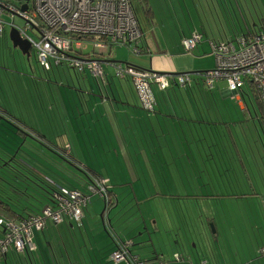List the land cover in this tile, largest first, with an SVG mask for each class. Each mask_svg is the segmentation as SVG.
<instances>
[{"label":"crops","instance_id":"obj_1","mask_svg":"<svg viewBox=\"0 0 264 264\" xmlns=\"http://www.w3.org/2000/svg\"><path fill=\"white\" fill-rule=\"evenodd\" d=\"M139 1L141 5L143 2ZM145 4H142L143 8L150 11ZM133 5L137 16L138 7L134 3ZM162 6L165 18L161 26L169 30L174 37H156L154 34L153 39L149 36L147 40L146 32L137 17L143 32L142 53L150 56L149 63L143 64L146 68L130 63L125 65L172 76V73H188L192 78L198 75L199 71L203 72L201 69L205 67L204 59L214 56L211 41L233 38L231 31L225 27L227 22L232 23L231 21L237 18L240 25L246 26L251 20L250 15L242 12H236V17L231 18V5L227 0H216V3L215 0H163ZM5 28L0 32V37L4 35ZM194 31L200 35V42L193 51L186 52L182 48L181 40L189 37ZM121 46L126 45L116 47ZM114 47L111 46L109 51L111 67H102L103 74L99 77L93 76L88 70L83 73L73 70V78L66 73L72 69L64 64L52 65L50 69L56 68L60 72V80L44 76V72L48 74V71H43L41 67L37 73L31 75L34 85L37 80L47 82L48 86L54 84L48 93L50 99L45 104V134L49 141L66 147L71 162L84 170L98 171L113 187L128 185L130 181L134 184L144 179L151 180L150 184L156 187L161 186L162 192L165 186L175 187L179 192L176 196L186 200L189 198L192 203H205L201 207L196 204L199 207L197 209L204 213H209L213 207L206 202H213V198L219 196L216 187L226 184L224 181L228 178L229 153L232 154L231 159L235 158L240 163L248 181L251 174L259 177L258 173H252L256 164L251 163L249 154L254 155V150L259 152L258 147H252L254 141L261 144L260 149L264 153V139L260 134L259 115L250 88L243 87L246 94L238 101L232 98L227 85H220L221 82H216V86L214 85L207 95L208 91L204 90L206 87L198 79L196 84L193 83L192 96H186L182 89L160 90L153 86L156 106L154 111L148 112L141 107L130 76L117 74L115 64L123 62L116 60V56L112 55ZM188 53H194L193 57ZM104 56L105 54L102 57ZM232 107L242 111L247 117V122L237 119ZM53 109L57 116L53 114ZM262 165L264 166L263 157ZM195 188L202 191H196ZM117 200L116 195V203L112 207L118 205ZM103 203L101 197L93 195L90 202L82 207L83 217L79 223L69 219L61 223L46 221L43 230L33 239L36 250L39 248L38 239L41 236L47 241L49 247L41 248V257L47 255L57 264H83L87 259L84 253L86 250L90 258V262L87 261L86 264H116L111 259V253L114 252L115 242L119 239L131 241L129 251L137 258L143 259L146 264H188L187 261L191 259L193 252L198 251L195 246L187 247L185 251L174 249L171 257L165 258L150 242L152 232L143 213L139 214L140 219H143L140 222L143 226L137 236L148 233L149 238L136 240L130 237L133 231L122 229L119 233V227L111 218V215L115 214L117 219V212L122 215L123 210L111 214V208L105 209ZM218 212L220 210L209 214L207 219L216 217ZM152 228L154 233L157 232L154 225ZM136 242L138 245L133 246ZM75 247H78L80 255L75 252ZM107 250L109 263L104 254ZM52 251L55 254H52ZM24 253L28 255L26 251L17 252L10 249L0 259V264H34L31 257H28L27 263L25 255L22 256ZM176 253L181 254L184 259L176 261ZM216 258L217 254L212 251L210 256L207 251L203 252L199 264H220ZM190 261L194 263L193 260ZM45 262L44 259L41 264H46Z\"/></svg>","mask_w":264,"mask_h":264},{"label":"rangeland","instance_id":"obj_2","mask_svg":"<svg viewBox=\"0 0 264 264\" xmlns=\"http://www.w3.org/2000/svg\"><path fill=\"white\" fill-rule=\"evenodd\" d=\"M141 1L143 2L142 4L146 3L144 6L148 7L150 11L144 9L143 5H140L139 0H133V3L136 7H138L137 17L146 32L147 40L149 36L153 39L154 34L156 37H174L173 34L168 32L169 30H166L161 26L163 19L165 18L164 8L162 6L163 0ZM252 3L254 5L262 6V4H264V0H253ZM1 19L5 22L4 27H6L4 35L0 37V106H2V109L0 107V111H3L4 114L1 117H4L9 121L8 123L11 125L10 128L13 130L16 129V132L14 133V131H12L11 135L17 136L21 140L24 137L18 134V130L20 131L19 127H22V125L29 128L32 127L36 130V132L40 131L45 134L44 116L45 110H47V106H45V104L47 100L50 99L48 93L50 91V87L54 86V84H50L48 86L47 82L37 80L34 85L31 75L37 73L39 67H41L35 57L34 50L31 49L30 55L27 56L23 54L18 47H13V43L10 39V30L13 26L25 29L24 33L33 39L38 38V33L35 29L28 28L25 20L18 15L11 16L9 12H4L1 14ZM231 22L232 23L227 22L225 27L232 32H230V35L234 38V36L243 31L241 27H244L245 24L240 25L237 18H234ZM157 24H159V26ZM207 45H209V41H207ZM89 50L90 46H88L86 51ZM109 51H111V48H104L97 51L98 53L102 52L103 55L105 54L104 57L99 58L103 69L107 66L111 67V52ZM193 54L194 53H188L190 57H193ZM112 55L116 56V60L123 62L120 64L124 66V63H130L139 67H144L145 65L143 64L146 62L149 63L150 57L145 53H134L128 46H115L113 48ZM204 60L205 67L201 70L207 71L215 68L216 62L214 56H208ZM23 73H26L27 75H24ZM46 73L47 72H44V76L47 75L52 79L56 78L60 80L61 74L56 68L48 71V74ZM66 73L68 76H72L74 78L73 70L66 71ZM218 82H221L220 85L222 87L226 85L224 80L217 81V83ZM214 85L216 86V82ZM250 93L252 94V92ZM253 103L256 107V102L253 101ZM232 111L237 119H243V122H247V117L244 116L242 111L235 110L233 107ZM53 114L57 116L54 109ZM246 114L249 117L248 113ZM259 130L262 139H264L260 123ZM249 134L253 136L250 132ZM250 135H248V137H251ZM260 146L261 144L259 145L258 141H254L252 143V147L254 149L258 147L259 152L254 150V155L251 156L249 154V159L253 165L256 164L254 165L252 173H258L259 177L252 176L251 174L250 181L246 179L244 172L240 168V163L235 158L231 159L232 154L229 153V161L227 165L228 178L224 181L226 184L216 187V191L219 194V196L216 197L218 198H213V202L210 203L205 201L209 205L215 207H212V211L209 213H204L197 209L199 207L196 206V204H199L201 207L205 203H192L189 198L187 201L184 198L176 196L179 192L175 187L165 186V190L162 192V190H160L162 189L161 186L156 187L152 183L150 184L151 180H139L134 184H131L130 181L128 185L112 186L115 194L118 196V205L111 207V214L117 212L118 210L119 212H121L120 210H123L124 212L122 215H119L117 212V219L115 214L111 215V218L114 220V224L119 227V233H121L122 229H124L125 231H133L132 236L129 235L132 239H148V233L142 234L141 232L142 235L137 236V234L142 231L141 227L143 226L140 223L143 219H140L139 214L143 213L146 218V223L152 232V241L150 242L159 249L157 252H162V254H164L165 258L169 257L174 249L185 251L187 247L197 245L195 248L197 247L198 251L193 252L190 260H193L195 264H199L201 258L203 257V249H201V245L203 243V245L205 244L204 249L207 251L208 256H210L211 251L217 254L216 259L220 264H264V166L262 165V157L264 161V153L260 149ZM0 147L5 148L3 143H0ZM9 148L10 150H14V152L10 151L13 153L12 156L8 158L9 162H11L9 169L12 170V166L16 165L18 162L13 161L12 158L18 155L15 151L19 149L18 147ZM30 148H27V150ZM23 149L26 148L22 147V150ZM32 150L34 152L37 149L32 148ZM22 153V151H19V156H21ZM52 157L55 159L56 163L49 162L47 163L48 167H46V169L44 168L45 182H43V184L45 185V190L39 189V193L36 195L31 193L33 195L28 197V201H32L36 208L49 203V200H47V193L49 191L52 192L50 196L54 198L52 188H54L53 185L55 182L69 188L77 187L81 192L90 195V197H93V195L99 196L98 193H92L88 190L83 182L84 180H82V178H84L83 175H78L80 173L75 172L70 165L74 168L76 166L71 164L68 160L64 162L63 157L59 154L54 153ZM2 162L6 164L5 160ZM248 171L251 173V170L248 169ZM167 172L170 173L171 171ZM2 173L6 177L7 183L2 180L0 181V196L4 192L3 190L9 192V188H12L11 186H17L18 188L26 187L23 181L21 182L11 179L10 172L3 171ZM69 174L76 175L75 178L73 177L70 180V183L67 179ZM248 182H250L251 185ZM82 184H84V186H82ZM186 188L187 187H185V189ZM28 189L29 191L33 190L32 187H29ZM195 190L202 191V189L197 190V188H195ZM24 203H26V201ZM102 205L104 207V203ZM15 208L19 209L20 207L15 206ZM215 210H220V212H218L216 217H212L214 222L213 224L209 221V219H207V216L209 214L212 215L213 213H216L217 211L215 212ZM100 211L102 212V210ZM100 211L98 213L99 224H101ZM1 215L4 216L6 213L1 212L0 216ZM153 222H155V224H153ZM204 222L206 223V225L204 224L205 226L202 225ZM152 225L155 226L157 232L154 233ZM37 233L40 232L32 233V240ZM38 242V250L31 253V258L34 264H41L44 259L46 260V264H50L51 262L53 264H57L47 255L41 257V248L49 247L43 236L38 239ZM99 243L101 244V241ZM136 245H138L137 242L133 246ZM52 246L49 248V252L51 251ZM77 248L78 247H75V252L77 255H80V251ZM108 252L109 251L107 250L104 254L107 259L106 261L109 263ZM84 253L87 259L83 264H86L87 261L90 262V258L86 250H84ZM52 254H55V252L52 251ZM24 255L27 263H29L28 255L26 253L22 254V256ZM169 263L172 262L169 261Z\"/></svg>","mask_w":264,"mask_h":264},{"label":"built area","instance_id":"obj_3","mask_svg":"<svg viewBox=\"0 0 264 264\" xmlns=\"http://www.w3.org/2000/svg\"><path fill=\"white\" fill-rule=\"evenodd\" d=\"M26 5V9L21 7ZM9 12L11 16L18 15L25 20L27 26L38 33L33 39L24 33L25 29L16 27L21 37L26 38L40 65L51 69L52 65L64 64L76 73L88 70L93 76L103 74L98 50L111 46L126 45L134 53H142L143 32L133 13L130 0H0V32L5 22L1 14ZM89 36L81 39L78 36ZM200 35L194 31L188 38L181 40L186 52L195 49L200 41ZM90 46V50L86 49ZM215 57V68L204 71L205 84L213 87L217 80H225L227 89L234 98L242 100L240 94L245 84L253 86L260 101L264 104V30L257 34L232 42H218L211 45ZM119 75H129L139 97L141 107L153 111L156 100L152 87L167 89L173 82L184 86L191 82L188 73L169 75L166 73L141 69L128 65L116 64ZM107 180L100 178L88 186L92 193L105 195ZM60 193L55 196L53 207L43 209L42 218L32 221L15 222L0 220L4 223L7 233L0 237V258L10 249L23 251L28 247L34 249L31 228L41 230L46 218L54 223L65 219L79 223L83 217L82 207L90 202V195L78 190H66L60 187ZM125 249L119 243L111 253V259L119 262L125 258ZM178 258V255H175ZM135 264H144L135 260Z\"/></svg>","mask_w":264,"mask_h":264},{"label":"trees","instance_id":"obj_4","mask_svg":"<svg viewBox=\"0 0 264 264\" xmlns=\"http://www.w3.org/2000/svg\"><path fill=\"white\" fill-rule=\"evenodd\" d=\"M130 2H131V7L133 10V13L137 19L136 11L133 7L134 6L133 0H130ZM221 2H223V0H221ZM227 2H229L231 5L230 11H229V13H231V15L233 16L231 18L236 17V16H234V15H236V12H238V13L242 12V14L250 15L251 20L250 21L248 20L249 22L246 24L243 31L241 33H239L238 35L234 36V38L227 39V40L211 41V45L213 43H218V42H222V41L232 42L236 45L239 38L252 36V35L257 34L259 31L264 30V4H262V6L254 5L252 3L253 0H227ZM231 18L229 17V20ZM137 21H138V19H137ZM78 38L90 39L89 36H85V35L78 36ZM197 45L195 48H197ZM96 56L102 57L103 53L102 52L98 53V54H96ZM56 66H58V65H56ZM42 70L43 71H49L50 69L45 70L42 67ZM203 73H204V71L203 72L199 71V74H198L199 76L198 75L193 76L191 78V82L189 84H186L184 86H180L179 84L173 82L167 89H169V88H171V89H182L183 93H185L186 96H192L193 83H195V82L197 83V80L199 79L202 81L203 85L206 87L204 90L208 91V93H206L208 95L210 93L209 91H211L213 89L215 83L213 84V87H208L205 84V78H204ZM217 81H220V80H217ZM226 85H227V82H226ZM173 86H175V87H173ZM245 86H247L248 88L251 89L250 92H252L254 100L257 104L256 109H257V113L259 115V121H260L261 129H262V132L264 135V104L260 101L258 94H257V91L253 86H251L249 84H245ZM240 94L242 97H244V95L246 94V91L242 88L240 91ZM231 96H232V98H234L233 95H231ZM212 97H213V94H212ZM0 107L2 109V106H0ZM154 110H155V107H154ZM3 115H4L3 111L2 112L0 111V143H3L4 147L6 148L5 149V148L0 147V164H1L0 165V181L2 180L3 182H6V180H7L6 177L4 176V174L2 173L3 171L4 172L5 171L10 172L11 173L10 174L11 179L16 180V181H21V182L23 181L27 188L26 187L18 188L17 186H15V187L11 186L12 188H9L7 186L10 189L9 192H11V193H9L6 190H3L4 192L0 196V214H1V212H5L6 215H4V216L1 215L0 220L3 221V219H4V220H12L15 222H21V221H30V220L32 221L34 218H42V217H44L43 213H42L43 209L46 206L53 207V205L55 204L54 203L55 202V196H57L58 194H61L60 193L61 192L60 187L66 189V190H77V189H79L77 187H70L69 188V187H66V186L59 184L58 182H55V184L53 185L54 188H52L54 198H52V196H50L52 193L51 191H49L47 193V195H48L47 200H49V203H47L44 206H41L39 208H36L34 206V204L32 203V201H30V202L28 201V197H31V195H33L31 193H34V195H36L37 193H39V189L45 190V185L43 184V182H45L44 181V175H45L44 168L46 169V167H48L47 163H49V162L56 163L55 159L52 157L54 155V153L59 154L61 157H63L64 162L66 160H68L71 164L76 166L74 168L72 165H70L68 163L75 172L80 173L78 175H83L84 178H82V180H84L83 182L87 188L89 185H91L92 182H95V181L99 180L100 178H103V177H101L102 175L98 171H95L93 169L84 170V169L78 167L77 165H75L73 162H71L68 154L66 153V147L63 148V146L61 144H57L56 142L49 141V139L47 138V136L45 134H43L40 131L36 132V130L32 127L29 128V127L23 126V125H22V127L21 126L19 127L20 131L18 130V134H20L24 137L22 140L17 136H14V135L12 136L11 135L12 131H14V133H15L16 129L13 130L12 128H10L11 125L8 123L9 121L6 120V118L1 117ZM15 137H17L18 139ZM21 142H23V143H21ZM9 147H14V148L18 147V149H19V150L15 151V153L18 155H16V157L14 156L12 158L13 161H18L17 164L14 165L15 167L12 166V168H13L12 170L9 169L11 162H9L8 158L12 156V153L14 152V150H10ZM22 147H25L26 149L22 150ZM27 148H30V149L27 150ZM32 148H35L37 150H35L33 152ZM10 151H13V152H10ZM19 151L23 152L21 154V156H19L20 155ZM30 154H33V155H30ZM3 160L6 161V164H4L2 162ZM54 173H55V171H54ZM20 176H21V179H20ZM73 177L75 178L76 175L75 174H69V177H67V179L69 180V183L71 182L70 180ZM84 184H82V186H84ZM29 187L30 188L32 187L33 190L29 191V189H28ZM78 191H80V190H78ZM12 192H13V195H12ZM16 195H17V198H16ZM100 197L104 201L105 209H110L113 206V204L116 203V194L112 189V185H109V181H107L105 183V195L100 196ZM34 200H35V198H34ZM25 201H26V203H24ZM15 206H19L20 208L16 209ZM212 219L213 218L209 219V221L214 224ZM46 221L53 222L51 219L46 218L44 220V225H43L41 230H36L35 228L30 227L31 228V234L33 232H41L43 230L45 224H46ZM204 224L206 225L205 222L202 223L203 226H205ZM215 229H216V227H215ZM6 233H7V231L4 228V223H0V237H4V235ZM214 235H215V232H214ZM130 242L131 241H129V240L127 241V240H122V239H119L115 242L116 243L115 250H116L117 246L119 245V243H122V245L124 246L126 255H125V258L123 260H121L119 262H114V263L121 264L123 262H127L129 264H135L134 263L135 260H140L142 263L146 264L143 259L137 258L135 255H133L129 251L128 248H129V245L131 244ZM195 246H197V245H195ZM36 247H37L36 245H35L34 249H29L28 247H26V249H24L23 251L24 252L26 251L28 253V257H31V253L36 251ZM204 248H205V244L203 245V243H202L201 249H203V252H206V250ZM17 252H22V251H17ZM5 255H3L2 257H4ZM175 255H178V258L174 257V259L176 261H180V260L184 259V258L182 259L181 254L179 255L178 253H176ZM187 263L188 264H194L190 260H188ZM201 264H207V263L202 262Z\"/></svg>","mask_w":264,"mask_h":264},{"label":"water","instance_id":"obj_5","mask_svg":"<svg viewBox=\"0 0 264 264\" xmlns=\"http://www.w3.org/2000/svg\"><path fill=\"white\" fill-rule=\"evenodd\" d=\"M26 8H27L26 5H23L21 7L22 10H25ZM10 39H11V41L13 43V47H18V49L21 50V52L23 54L27 55V56L30 55L31 45H30L29 41L26 38L21 37V35L19 33V30L16 27L11 28V30H10ZM124 64H126V63H124ZM172 74L173 75H178V73H172ZM179 74H183V73H179Z\"/></svg>","mask_w":264,"mask_h":264},{"label":"flooded vegetation","instance_id":"obj_6","mask_svg":"<svg viewBox=\"0 0 264 264\" xmlns=\"http://www.w3.org/2000/svg\"><path fill=\"white\" fill-rule=\"evenodd\" d=\"M28 28H30V29H31L32 27L28 26ZM31 49H32V48H31ZM31 49H30V50H31Z\"/></svg>","mask_w":264,"mask_h":264}]
</instances>
